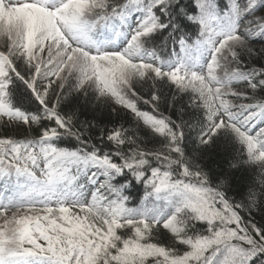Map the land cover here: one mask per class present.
<instances>
[{"label": "snow or ice", "instance_id": "obj_1", "mask_svg": "<svg viewBox=\"0 0 264 264\" xmlns=\"http://www.w3.org/2000/svg\"><path fill=\"white\" fill-rule=\"evenodd\" d=\"M258 212L264 0H0V264H264Z\"/></svg>", "mask_w": 264, "mask_h": 264}, {"label": "trees", "instance_id": "obj_2", "mask_svg": "<svg viewBox=\"0 0 264 264\" xmlns=\"http://www.w3.org/2000/svg\"><path fill=\"white\" fill-rule=\"evenodd\" d=\"M188 31H193L192 29H189ZM256 47H260L259 45H256ZM20 90L23 91V86L20 85ZM146 91V90H145ZM34 107V106H33ZM63 108H65L66 111L71 112L73 110H75L78 114L81 112V108L79 103H73L72 100L70 99L68 104L66 106H62ZM86 112V117L90 118L93 115H95L99 121H104L105 122V126H109L108 125V120L112 119V120H116V119H121V122L123 123H129V121L125 118L126 114H123L121 116H111L109 115L110 113V108L108 107V105L106 104H93V105H89L85 110ZM192 110L188 109L186 110V114L184 115V120L192 122L194 120V117L191 114ZM82 119L85 117H81ZM8 134H14V133H8ZM15 134H19V133H15ZM191 136L192 139L191 140H186V142L188 143L189 147L193 149V156H195L196 158H200L201 154L200 152L196 151V145L193 143L194 139H195V133L194 132H189L186 130V137L187 136ZM221 148L223 147V145L220 146ZM187 151V150H186ZM213 155L214 152H210L208 153L205 157H204V166L206 167V170H210L212 169L214 166L212 165V159H213ZM210 175H211V171H210ZM241 175H244L243 173H241ZM247 175L249 177H254L255 174L254 173H247ZM254 180H250L248 181V183H253ZM143 188L141 187L140 184H135L131 187H129L126 190L127 195L130 196V201H129V206H138L141 199H142V194H143ZM242 188L239 184V180L237 182V185L233 187L232 191L229 192V197L232 200H235L237 202H243L244 201V195L241 194ZM246 195V192H245ZM262 217H264V212H258V213H254V218H255V222L257 224H261L264 223V219H262Z\"/></svg>", "mask_w": 264, "mask_h": 264}]
</instances>
